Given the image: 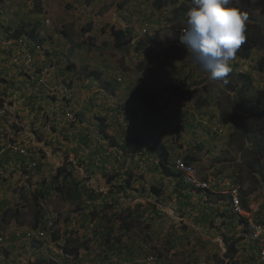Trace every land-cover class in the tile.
Wrapping results in <instances>:
<instances>
[{
	"label": "rangeland",
	"instance_id": "1",
	"mask_svg": "<svg viewBox=\"0 0 264 264\" xmlns=\"http://www.w3.org/2000/svg\"><path fill=\"white\" fill-rule=\"evenodd\" d=\"M133 1L130 10L113 11L106 20V11L114 0H0V86L7 81L6 96L0 100L8 108L3 109L0 104V207L5 200L11 202L12 209H19V222L23 223L0 217V264H235L234 260L224 257L223 234L232 235L237 230L238 218H234L231 226L215 227V236L207 234V230L214 229L218 223L217 213L226 210V203L220 197L223 194L215 193L219 189L214 183L217 178L236 185L253 217L260 221L264 213V182L259 185L245 167L247 155L243 151L238 120L226 124L220 117L222 111L231 109L232 95L218 82L205 83L209 72L201 70L191 59L187 45L182 42L187 26L173 15V5L153 12L150 6L153 0ZM178 1L189 6L192 0ZM254 13L257 22L264 21V10ZM115 15L131 19L135 32L133 43L128 47L120 49L108 36V28L101 26L102 21H107V25L115 22ZM22 24L35 28L37 34L32 43L39 44V48L34 53L29 52L30 58L25 55L27 42L23 39L25 47L22 49L10 37L13 29ZM144 24L147 25L145 32L141 29ZM5 25L8 31L2 28ZM154 34L164 48L152 45L134 50L138 38L148 39ZM68 37L78 45L69 57L65 56L70 47ZM166 48L176 55L166 57L162 53ZM148 51L157 53V57L143 60ZM263 59L264 49L254 47L248 59L236 57L231 62L234 69L228 75L233 79L231 83L241 79L240 72L252 78L246 90L243 86L247 101H257L264 95V72L257 69ZM65 64L71 67L65 93V99H71V102L67 100L69 105L63 108L55 105L54 99L62 98L57 94L49 107L40 108L36 101V111L29 113L30 106H23L21 92L28 98L37 76L65 77L68 73L63 70L67 69ZM3 77L6 78L2 80ZM61 83L64 88L65 84ZM172 84L180 85L175 95L172 94L174 88L169 89ZM204 87L211 99L197 107ZM148 92L157 95L156 101L168 100L167 108L158 113L152 111L141 96ZM129 107L133 108L131 116ZM96 114L106 120L105 138L100 134L99 121H95ZM52 127L55 130L49 133L47 130ZM155 135L165 145V165L171 166L175 158L191 156L197 179H208L213 187L211 192L201 194L187 187L194 192L192 195L183 196L180 189L176 197L170 190L172 183L164 185L159 177L152 179L153 182L143 181L147 188H142L140 181L145 175L144 172L139 174V170L145 171L150 161L159 166L158 157L148 153L144 144L141 152L125 155L119 144L122 146L125 139L131 137L147 140ZM197 143L202 144L199 149ZM118 155L128 157L131 162L127 164L125 158L117 161ZM110 156L115 160H107ZM136 157H142L141 164L132 162ZM108 161L109 164H104ZM36 163L41 166L37 168ZM71 169L77 171L74 179L80 182L82 198L78 200L58 190L65 188L63 177H71L66 175ZM122 169L131 175L130 184L138 185L142 196L136 191L126 193L130 186L125 184ZM56 171H60L59 178L51 184L53 179H49V175ZM102 172L104 178L113 179V174L116 175L117 182L111 185H124L123 199L119 203L113 205L106 180L96 183L95 174L102 177ZM87 175L91 176L89 180ZM43 178H47L45 188L49 194L35 198ZM151 184L162 185L168 192L153 198ZM91 193L98 198H86ZM165 195L179 198L183 204L174 205L173 209L154 210L149 198L156 200ZM83 198L92 203L85 205ZM105 203L114 206L105 213L106 219L100 213H92ZM126 205L130 208H125ZM38 209L42 210L49 228L43 235L38 232L39 227L33 226V215ZM117 209L122 217L136 211L139 217L124 235L122 244L125 246L121 244L109 254L98 232L106 230L103 223L111 226L112 233L117 232L120 218L113 214ZM52 222L55 225L52 226ZM52 233L58 234L56 240ZM249 233L250 237L241 232L244 238L237 245L240 249L238 264H264L260 256L264 237L257 244L262 245L257 253ZM37 236L43 242L41 250L30 241ZM215 241L219 242L218 246L213 244ZM63 245L77 247V257L64 254ZM128 245L136 252L128 253Z\"/></svg>",
	"mask_w": 264,
	"mask_h": 264
},
{
	"label": "trees",
	"instance_id": "2",
	"mask_svg": "<svg viewBox=\"0 0 264 264\" xmlns=\"http://www.w3.org/2000/svg\"><path fill=\"white\" fill-rule=\"evenodd\" d=\"M191 1V0H189ZM133 0H114L113 3H111L108 6V9L106 11V20H109L108 15L113 14V11H117L119 10V12H121V10H130L131 4L133 3ZM177 3H179L177 5ZM169 5H173L174 8V12L173 15L178 18L180 20V22L187 26L186 24V19H187V12L190 8H192L194 5H192V1L191 4L189 6H187L184 3H180L178 0H153L150 4L151 6V11L154 12V10H162L165 7L169 6ZM231 6L236 7L240 12L244 13L247 15L248 19L246 22V41L244 42V44L241 45L240 49L238 50V52L236 53V57H239L240 59H248V57L250 56V52L254 47H260L264 49V21L262 22H257V18H256V14L254 13L255 10H264V0H232L231 2ZM152 12V13H153ZM120 14V13H119ZM155 15V14H154ZM116 21L113 23H110L109 25H107V21H102V25L101 26H106V28H108V36H111L114 39L115 44H117V46L121 49L124 47H128L133 41L132 37L134 36V28L132 23L130 22L131 19L130 18H126V19H122L120 15H115ZM87 30V29H86ZM101 32H104V29H101ZM37 34L35 33V28L33 27H29V25L27 26L26 24H22L21 26L16 27L15 29H13V31L10 34V37L12 40H16V39H24L27 43H26V48L28 49V51L30 53H34L35 51L38 50L39 48V44H33L32 40L35 38ZM145 36H142L140 38H138L135 42H134V50L140 51L144 48H147L149 46L152 45H158L162 48L163 45H161V41L160 39L157 37V34L152 35L151 37H147L143 38ZM29 40V41H28ZM68 40L70 42V47L68 48L67 53H65V56L69 57V55L71 54L72 50H74L75 47H78V45L76 43H74L70 37H68ZM162 53H164V55L166 57H173L176 54L173 52L172 49L166 48L164 51H162ZM152 57L151 59H154L157 57V53H152V51H148L144 57L143 60H147L148 58ZM67 69H63L67 74H64L65 77L63 76V78H61L60 76H55V77H50L49 79H46L45 75H40L37 76L32 84V88H33V92H31L28 95V98H26V94L25 92H21V100H22V104L24 107L26 106H30V110L29 113L35 112L36 110L34 109L37 104L36 101L39 105L40 108H43V106L45 105L46 107H49V104L52 103V100L54 99V96L57 94H60L62 96V98L59 99H54V104H60L61 107H65L68 106V102L67 100H69L71 102V99L67 98L65 99L67 96L65 93H67V89L69 86L68 82L70 81V76L69 78L67 77L68 74L70 73V69L71 67L66 65ZM232 67V66H231ZM257 69L258 71H262L264 72V59L262 61H259L257 64ZM233 67H232V72L230 74L233 73ZM229 74V75H230ZM39 75V74H38ZM240 76V80H236L234 81V83H231V81L233 79H231V77H227L228 80V84L224 87V90L227 92L228 95H232V100H233V105L231 107V109L229 110V112L227 111H222L221 112V119L222 122L224 123H234L235 120H238V124H239V131H240V138H241V143H243V148H244V154L247 155V159H245V167L247 169V171H249L252 175L253 178L256 179V181L258 182V184L260 185L261 182H264V95L261 94V98L257 99V101H247L246 98L243 96L244 94V87L245 90L246 85H249L250 82L252 81L251 76H249L248 74H246L245 72H240L238 74ZM45 76V77H44ZM59 77L61 79H59ZM206 82H218L219 84L222 85V81H213L211 80L210 74L207 73L206 74ZM3 77L2 80H4ZM58 82V85L56 84ZM63 82V84L61 83ZM7 81L4 80V83H2V85L0 86V98H4V96H6V92H5V86ZM244 86V87H243ZM174 88L173 90V95H175L177 93V90L180 89V85L179 84H172L170 85L169 89ZM25 90V88H23ZM82 91V89L80 90ZM161 92V91H160ZM160 92L158 94H160ZM181 94H184V91H180ZM202 93L203 96L201 97L199 103H197V107L202 106L204 103H208L211 99L210 95L207 93V89L204 87L202 88ZM142 99L144 101L148 102V105L150 107V109L152 111H155L156 113L161 112L162 110H164L165 108H167V106L169 105V101L165 100L163 101H156V96L150 92H148V95H146L145 93H142ZM160 96V95H159ZM59 97V96H58ZM229 97V96H228ZM160 98V97H159ZM189 96L186 98L188 99ZM29 99V100H28ZM40 99V100H39ZM232 100H230V105L232 104ZM198 102V100H197ZM0 104L1 107L3 109H8L7 106H5L4 103L1 102L0 100ZM71 104V103H70ZM253 104V105H252ZM128 110V114L129 116H131V114L133 113V108L129 107ZM199 113H201V111H199ZM103 116V115H102ZM100 115L96 114V120L95 121H99L100 124H98L99 126V130H100V134L102 136L107 137V132L106 129L107 125H106V120L104 117H102ZM133 118V116H132ZM26 122V121H23ZM108 122V121H107ZM109 125V124H108ZM24 128V126H23ZM55 128L52 127L50 129H48L47 131L49 133H51L52 131H54ZM155 137H158L155 135ZM153 137H149L147 140H143L141 139V137L137 136L135 138H128L125 139L126 141L123 142L122 146H120L122 152L124 153H135V152H141L143 150L142 145H145V150L150 153V154H154L155 156L158 157L159 159V171L158 173L161 175V178H163V183L164 185H168L169 183H172V180H174L175 182L178 180L183 181V176L181 174V172L176 171L174 169V167L171 166H167L165 165L166 163V153L164 152L165 150V146L161 143L160 139L158 138H153ZM111 140H113V138H111ZM202 146V144L197 143L196 147L199 149ZM181 159L186 163V164H190V165H194L195 161L194 159L189 156L186 155L183 158L181 157ZM41 166V164L36 163V167L39 168ZM112 171V170H111ZM117 171V170H115ZM77 171L75 169H71L70 171L67 172L66 175H72L71 177H66L63 179L64 180V186L65 188L63 189H58L60 190V192H62L65 196H71L74 200H78L79 198H82V195L79 193V185L80 182L79 181H75L74 179V174H76ZM125 173V184H128L130 187H128V190L126 191V193L129 192H139L137 188L132 187L130 182H131V175L129 173ZM59 172H55V173H50L49 175V179H53L51 184H55V181H57V179L59 178ZM89 174V173H88ZM114 175V178H104L105 177V173L102 174L103 177H100L98 175L95 174V180L96 183H103L104 180H106L108 184V191L110 194V197L112 198V202L113 205L114 203H119L120 200L123 199V195L121 194V192L124 189V185L121 186V184L117 183V185H111L113 182L116 183L117 181H115L116 179V175ZM90 175H87V180H89ZM91 177V176H90ZM111 177V176H110ZM213 177H210V179ZM47 182V178H43L41 180V182L39 183V188L36 189V196L35 198H39V197H43L46 196L47 194H49L48 188H45V184ZM88 185V184H86ZM53 186V185H52ZM115 186V187H114ZM69 188V192L67 193ZM110 188V189H109ZM85 189V186H84ZM132 189V190H131ZM142 190V189H141ZM150 191H151V195H153V198L158 195H160L162 192L165 193L164 187L162 185H156V184H151L150 185ZM21 193H25V192H21ZM140 196H142L141 192L139 193ZM106 196V195H105ZM220 197L225 201V203H228L226 195H220ZM86 198H90V199H97V195H95L94 193H91L89 195L86 196ZM158 200V199H156ZM83 203H85V205H90L92 203V201H88V200H82ZM161 205H159L157 202H153L151 203V207L155 210L157 208H161V207H171L173 209L174 205L180 206L183 203L180 202L179 198H172L169 195H165L162 200H161ZM186 203V202H185ZM11 202L5 200L3 201V204L0 207V217L2 218H12L14 219L18 224H23L21 222H19V216H20V211L19 209H12V207H10ZM241 204L243 206V208L248 209L246 203L242 200L241 198ZM127 207L125 208H130L128 205H126ZM114 208V206H112L111 204H107L105 203L104 205H101L99 209H94V211H92V213H100L103 216V219H106L104 217V215H106L105 213L108 211V209ZM120 208V207H119ZM124 208V209H125ZM114 216H116L117 218H120V225L119 228L116 229L117 232L112 233V229L111 226L109 227L108 225H106L105 223H103V225H105L107 228L104 231H100L98 232V235L100 236L101 240L103 239V242L107 245L108 249L110 250V253H113L114 249L116 250V247H120L123 239H124V235L128 234V232L132 229L133 226V220L136 217H139V213L138 211L133 212L131 215H126V217H122L121 213L118 212V209L113 213ZM237 217L233 214L229 213V209L226 210H220L217 213V219H218V223L217 225H215L211 230H207V234H210L212 236H215L216 231H215V227L217 229L223 228V227H227V226H231V224L234 221V218ZM238 218V228L237 230L232 234V235H228V233L223 234V242H224V248H225V253H224V257L229 258L231 260H234L235 264H238V254L240 249L238 248V243L241 239L244 238V235L241 234V232L243 233V231L245 233H247L250 237V233L251 229L248 226V223L246 221V219L243 217H237ZM33 226L34 227H39L38 229H40L38 232L42 233H46V231L49 229L47 224L45 223V220L43 219V212L41 209H38L35 211L34 215H33ZM214 221V219H212ZM259 220L264 224V213L261 215V218H259ZM260 221H257L258 223L262 224ZM53 224L55 225L54 222H52V226ZM262 224V225H263ZM100 228V226H99ZM132 235V234H131ZM130 235V236H131ZM17 236V235H16ZM104 236V237H103ZM129 236V237H130ZM153 236V235H152ZM151 236V237H152ZM52 238L54 240H56L58 238V234H54L52 233ZM31 240V244L36 248V249H40L42 248V241L40 240L41 237L37 236L35 238H30ZM251 239V238H250ZM211 240V238H210ZM210 240H208L209 242H211ZM144 241V240H143ZM253 241L254 244V248H257V253H258V249L259 247L257 246L258 242L255 240H251ZM213 244H216L217 246L219 245L218 241H215ZM124 245V244H122ZM68 245H63L61 247L62 251L64 254L66 255H74L75 257H77L78 254V248L75 246H72L71 248H67ZM125 246V245H124ZM141 250V247L138 250ZM127 252L128 253H133L136 252L134 250V248L130 245L127 246ZM52 264H58V263H52ZM111 264H115V263H111Z\"/></svg>",
	"mask_w": 264,
	"mask_h": 264
},
{
	"label": "clouds",
	"instance_id": "3",
	"mask_svg": "<svg viewBox=\"0 0 264 264\" xmlns=\"http://www.w3.org/2000/svg\"><path fill=\"white\" fill-rule=\"evenodd\" d=\"M231 2L232 0H192L194 6L186 14L187 27L183 31L182 37V42L187 45L188 52L191 53V59L201 70L210 73L209 78L211 80L222 81V86L228 84L227 77L232 72L231 62L235 60L236 53L246 41L245 33L248 17L236 7L231 6ZM153 127V125H150V128ZM102 137L104 138V136ZM155 138L160 139L159 137ZM161 143L164 144L162 141ZM114 145L117 146L118 143ZM116 157H121L119 160L116 159L119 162L123 158L127 162V157H124V155ZM120 171L126 172L123 169ZM201 180L210 183L208 179ZM183 183L188 188L201 192V194L211 192L213 189L211 183L207 189H195L188 185L184 179ZM143 186L146 190L147 187L144 183L142 188ZM216 192L226 195V198H228L227 194L223 193L220 188ZM149 199L151 201V198ZM226 209H229L228 203H226Z\"/></svg>",
	"mask_w": 264,
	"mask_h": 264
},
{
	"label": "built area",
	"instance_id": "4",
	"mask_svg": "<svg viewBox=\"0 0 264 264\" xmlns=\"http://www.w3.org/2000/svg\"><path fill=\"white\" fill-rule=\"evenodd\" d=\"M147 25L144 24L142 26V31L145 32V27ZM17 44H19L22 49L25 47V43L22 39H17L15 41ZM133 43V42H132ZM28 50V49H27ZM25 55L30 58L31 55L29 54V51L25 53ZM173 167L176 171L181 172L184 181L190 185L191 187L195 189H207L210 187V183L208 181H203L200 179H197L195 169L192 165L186 164L181 158H175L173 160ZM215 185L218 186L222 192L224 191L227 193V201H228V208L231 214L237 216V217H244L249 225V228L251 226V238L259 243L264 233V226L255 220L253 217V214L249 209L243 208L241 204V197L239 193V188L236 185H232L229 181H224V179L217 178L216 181H214ZM224 186V187H222ZM224 188V189H223ZM224 190V191H223ZM41 235L43 233L41 232ZM1 239V237H0ZM260 245V249H262ZM261 259L264 260V250H261Z\"/></svg>",
	"mask_w": 264,
	"mask_h": 264
},
{
	"label": "crops",
	"instance_id": "5",
	"mask_svg": "<svg viewBox=\"0 0 264 264\" xmlns=\"http://www.w3.org/2000/svg\"><path fill=\"white\" fill-rule=\"evenodd\" d=\"M6 7V6H5ZM1 28V27H0ZM3 29H5V31H8V27L5 25L4 27H2ZM48 79V78H47ZM31 92H33V89H31ZM143 157V156H142ZM142 157H136V159L134 160H132V162L134 163L135 161H139V163L141 164V158ZM121 157H116V159H120ZM155 158H156V156H155ZM149 159L151 160V157H149ZM107 160H112V161H114L115 160V158L114 157H108V159ZM130 159L127 157V162L126 163H130L131 161H129ZM104 164H109V161L108 162H105ZM148 167L150 168V169H148ZM148 167H145L146 168V170L144 171H142V169H140L139 170V174H141V172H144V175H145V177H144V179L142 180V181H140V184L141 183H143V181H146V182H150V180L152 181V179H155L156 180V178L157 177H159V178H161V175L158 173V171H159V166L158 165H156V164H154L153 163V161H150V165L148 166ZM126 168H128V167H126ZM132 168V167H131ZM153 168V169H152ZM99 170L101 169V168H98ZM148 170V171H147ZM157 172V173H156ZM96 175H98L99 176V174L97 173ZM101 175H102V173H101ZM103 177V176H102ZM134 177V176H133ZM132 177V178H133ZM163 179V178H162ZM173 181V180H172ZM153 182V181H152ZM171 184V183H170ZM133 187H135V188H138V185H136V186H133ZM183 188V189H182ZM180 189H181V191L183 192V196H188V195H192L194 192H192V191H189V190H187V186L183 183V181H181V180H178V181H173L172 182V184L170 185V190H171V192L174 194V196H176L177 197V192L178 191H180ZM187 190V191H186ZM139 192H140V190H138ZM190 193H189V192ZM165 192L167 193L168 191H166L165 190ZM161 200H162V198L161 199H158V201H156V200H154V199H151V201L152 202H157L158 204L160 203H162L161 202Z\"/></svg>",
	"mask_w": 264,
	"mask_h": 264
}]
</instances>
